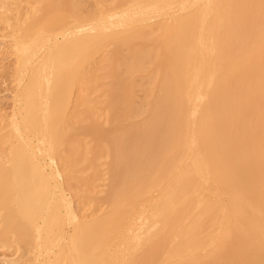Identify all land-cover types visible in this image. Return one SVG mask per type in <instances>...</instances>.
Segmentation results:
<instances>
[{
    "label": "bare ground",
    "instance_id": "6f19581e",
    "mask_svg": "<svg viewBox=\"0 0 264 264\" xmlns=\"http://www.w3.org/2000/svg\"><path fill=\"white\" fill-rule=\"evenodd\" d=\"M96 1L14 28L0 264H264V0Z\"/></svg>",
    "mask_w": 264,
    "mask_h": 264
},
{
    "label": "rangeland",
    "instance_id": "374dc122",
    "mask_svg": "<svg viewBox=\"0 0 264 264\" xmlns=\"http://www.w3.org/2000/svg\"><path fill=\"white\" fill-rule=\"evenodd\" d=\"M9 4L6 9H0V14L4 11V14L9 17V21L4 24H0V131H5L8 127V114H10L11 100H13V94L15 92V56L13 53V40L14 28L19 23H24L29 15L37 16L39 20L38 24L45 19L53 18L55 16L57 8L61 7L59 0H7ZM77 5L80 13L84 14L94 9L98 4L96 0H69ZM27 3V4H26ZM26 19V20H25ZM54 28V27H53ZM5 38V39H4ZM145 69L141 71L132 72V80L138 84L136 89L137 98H141L144 95L143 84L148 81V76L145 74ZM14 71V72H13ZM102 83H109L108 76L100 75ZM141 85V86H140ZM142 87V88H141ZM97 96V95H96ZM89 97L95 98V93H89ZM6 128V129H5ZM7 131V130H6ZM5 133V132H4ZM3 134V133H2ZM12 140H15L12 138ZM6 148V146H3ZM8 149L4 151L7 152ZM102 166H104L102 164ZM72 203L77 208V202L75 197H72ZM6 252L4 247H0V254ZM1 263V260H0Z\"/></svg>",
    "mask_w": 264,
    "mask_h": 264
}]
</instances>
